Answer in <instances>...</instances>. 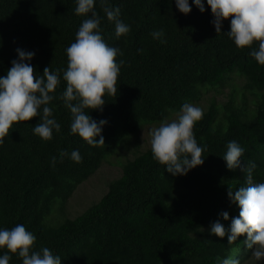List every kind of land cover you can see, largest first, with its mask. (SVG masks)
Segmentation results:
<instances>
[{
	"label": "trees",
	"instance_id": "16d2710c",
	"mask_svg": "<svg viewBox=\"0 0 264 264\" xmlns=\"http://www.w3.org/2000/svg\"><path fill=\"white\" fill-rule=\"evenodd\" d=\"M188 2L191 12L185 15L175 0H108L131 29L117 38L114 22L96 0L102 35L122 51L117 61L124 64L116 96L105 94L102 111L88 112L97 122L107 121L101 133L105 146L92 147L71 133L70 110L59 99L66 89V49L88 17L75 14L76 0H0V76L18 59L19 48L35 53L26 63L38 76L50 67L61 77L50 104L60 132L42 140L33 132L40 122L34 117L14 124L0 146V229L24 225L37 237L36 250L48 247L61 264H219L216 258L233 250L255 259L246 236L228 244L210 226L219 220L230 229L239 216L228 191L245 186L248 161L257 165L253 182L264 183V66L226 34L231 18L217 34L207 0L203 13ZM159 30L163 37L154 39L151 33ZM185 103L204 111L194 126L198 144L206 146L203 165L173 176L154 160L151 147L140 150L135 143L107 191L77 216H63L77 186L107 156L122 151L142 127L176 118ZM232 140L245 154L240 167L230 170L223 155ZM74 150L82 163L70 159ZM61 151L69 156L61 158ZM225 211L228 220L221 216ZM6 251L0 249V255ZM10 255L9 264H22L17 254Z\"/></svg>",
	"mask_w": 264,
	"mask_h": 264
},
{
	"label": "clouds",
	"instance_id": "9594fccd",
	"mask_svg": "<svg viewBox=\"0 0 264 264\" xmlns=\"http://www.w3.org/2000/svg\"><path fill=\"white\" fill-rule=\"evenodd\" d=\"M179 11L185 15L191 12L188 0H175ZM201 13L205 11L203 0H193ZM214 20L215 30L221 32L222 22L231 18L230 31L226 33L239 49L250 48V55L264 66V0H207ZM100 7L108 21L115 24L117 38L126 36L130 26L119 19L120 9L109 6L108 0H100ZM75 14L88 17L84 19L75 34V42L66 49L67 68L63 71L66 89L59 96L64 106L70 110L72 134H78L92 147L105 146L102 133L105 120L97 122L88 114L89 110H101L105 105V94L116 96L117 81L123 60L122 51L107 44L102 35V17L96 11V0H76ZM90 14V15H89ZM154 39L163 37V30L151 33ZM161 42H164L161 40ZM18 59L6 76H0V146L10 135V129L16 123L30 121L39 117L40 122L33 128L34 134L44 141L53 139V132L59 133L61 125L53 118L51 102L56 99V90L61 84L60 70L50 67L43 69L42 75L26 61H31L34 52L16 49ZM142 51V50H139ZM204 116L201 107L185 103L176 113V118L164 119L158 127L150 130V144L154 160L165 166L172 174L186 175L189 170L204 163L203 153L206 146L198 144L194 126ZM97 137L99 139L97 140ZM245 149L235 140L229 141L223 155L228 169L240 167V158ZM61 158L69 156L60 152ZM70 159L82 163L83 158L76 150ZM56 158H52L55 165ZM257 165L248 161L243 170L247 174L245 186L233 191L229 188L228 196L239 206V216L232 218L231 226H225L217 220L210 226V233L217 237L227 236L228 244L236 242L240 236H246L244 244L252 250L256 261H264V183L253 182V171ZM224 220L229 219L228 212H222ZM36 235L22 224L11 229H0V249L7 251L0 255V264H9L10 254H17L22 264H61V257L54 255L48 247L36 250ZM219 264H241L235 250L226 258H216Z\"/></svg>",
	"mask_w": 264,
	"mask_h": 264
},
{
	"label": "rangeland",
	"instance_id": "374dc122",
	"mask_svg": "<svg viewBox=\"0 0 264 264\" xmlns=\"http://www.w3.org/2000/svg\"><path fill=\"white\" fill-rule=\"evenodd\" d=\"M203 101H205V97ZM174 118L173 116L172 119ZM153 127H158V125L142 127L136 136L126 141V145L123 147L122 151H120L121 148H119L116 151V155L110 154L107 156L93 175L77 186L71 197L63 206V216L73 218L83 212L90 204L96 202L107 191L108 182L121 175L120 163L125 160V157L133 156L131 151H133L134 144H138L140 150L151 147L149 133ZM119 151L120 153L117 154ZM246 257L248 258V256H244L241 251L236 253V258L241 261V264H260V262L255 259L247 260ZM263 263L264 262L261 264Z\"/></svg>",
	"mask_w": 264,
	"mask_h": 264
}]
</instances>
